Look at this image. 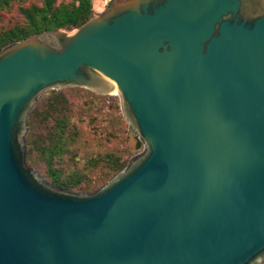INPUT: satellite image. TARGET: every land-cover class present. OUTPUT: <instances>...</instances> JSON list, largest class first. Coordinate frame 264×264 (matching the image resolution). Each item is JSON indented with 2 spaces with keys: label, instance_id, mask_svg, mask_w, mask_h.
Here are the masks:
<instances>
[{
  "label": "water",
  "instance_id": "95a60500",
  "mask_svg": "<svg viewBox=\"0 0 264 264\" xmlns=\"http://www.w3.org/2000/svg\"><path fill=\"white\" fill-rule=\"evenodd\" d=\"M65 87L116 91L144 145L91 192L26 162ZM0 264H264V0H111L4 47Z\"/></svg>",
  "mask_w": 264,
  "mask_h": 264
},
{
  "label": "trees",
  "instance_id": "16d2710c",
  "mask_svg": "<svg viewBox=\"0 0 264 264\" xmlns=\"http://www.w3.org/2000/svg\"><path fill=\"white\" fill-rule=\"evenodd\" d=\"M13 5L20 20L0 29V51L31 34L58 28L71 31L94 14L93 0H0V12ZM128 129L117 95L65 87L30 111L26 162L57 188L91 192L132 155Z\"/></svg>",
  "mask_w": 264,
  "mask_h": 264
},
{
  "label": "rangeland",
  "instance_id": "374dc122",
  "mask_svg": "<svg viewBox=\"0 0 264 264\" xmlns=\"http://www.w3.org/2000/svg\"><path fill=\"white\" fill-rule=\"evenodd\" d=\"M58 2L60 1H69V0H57ZM29 2H35V3H41V0H29ZM107 3H108V0H93V8H94V13H97V12H102L103 10L106 9L107 7ZM16 20H20V14L18 13L17 9H16V6L13 5L10 9L8 10H4V11H1L0 12V29L3 28L4 26L6 25H9L11 23H13L14 21ZM61 89H64V88H61ZM61 89H49V90H46L44 91L39 99H38V103H40L41 101H44L47 97H49L53 92H56L58 90H61ZM111 95H117V92L114 91ZM118 96V95H117ZM36 104V105H37ZM28 132V131H27ZM128 148L130 146V152L131 154L133 155L135 152H140L143 150L144 148V145H143V142L142 144L137 148V143L139 141H141L138 136L130 129H128ZM132 155L130 156V158L132 157ZM129 158V159H130Z\"/></svg>",
  "mask_w": 264,
  "mask_h": 264
}]
</instances>
